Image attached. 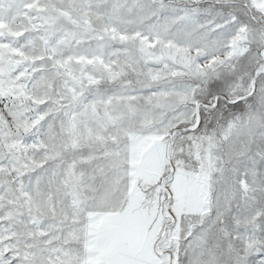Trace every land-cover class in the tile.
I'll return each instance as SVG.
<instances>
[{
    "label": "snow or ice",
    "instance_id": "obj_1",
    "mask_svg": "<svg viewBox=\"0 0 264 264\" xmlns=\"http://www.w3.org/2000/svg\"><path fill=\"white\" fill-rule=\"evenodd\" d=\"M0 264H264V0H0Z\"/></svg>",
    "mask_w": 264,
    "mask_h": 264
}]
</instances>
